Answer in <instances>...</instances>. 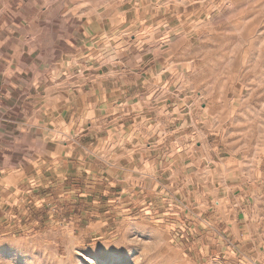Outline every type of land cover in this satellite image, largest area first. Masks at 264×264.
<instances>
[{
    "label": "crops",
    "instance_id": "1",
    "mask_svg": "<svg viewBox=\"0 0 264 264\" xmlns=\"http://www.w3.org/2000/svg\"><path fill=\"white\" fill-rule=\"evenodd\" d=\"M71 5L0 0V230L60 205L145 207L200 262L262 261L264 178H228L219 130L180 89L183 26L212 0Z\"/></svg>",
    "mask_w": 264,
    "mask_h": 264
},
{
    "label": "rangeland",
    "instance_id": "2",
    "mask_svg": "<svg viewBox=\"0 0 264 264\" xmlns=\"http://www.w3.org/2000/svg\"><path fill=\"white\" fill-rule=\"evenodd\" d=\"M128 1L71 0L69 9L96 16ZM183 27L189 69L180 89L188 107L219 130L228 178H264V0H212L211 11ZM59 207L53 215L31 211L24 218L33 224L0 230V264H224L217 257L200 262L148 208L118 215L93 204Z\"/></svg>",
    "mask_w": 264,
    "mask_h": 264
}]
</instances>
